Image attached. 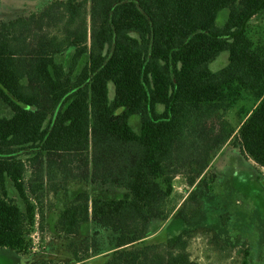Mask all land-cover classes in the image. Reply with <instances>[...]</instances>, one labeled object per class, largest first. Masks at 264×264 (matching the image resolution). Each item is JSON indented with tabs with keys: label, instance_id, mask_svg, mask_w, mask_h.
<instances>
[{
	"label": "trees",
	"instance_id": "16d2710c",
	"mask_svg": "<svg viewBox=\"0 0 264 264\" xmlns=\"http://www.w3.org/2000/svg\"><path fill=\"white\" fill-rule=\"evenodd\" d=\"M91 3L90 29L86 19L76 22L82 5L74 0L0 22V101L12 112L0 118V249L32 250L37 205L29 198L26 161L36 194L45 181H67L73 159L66 158L73 157L93 181L125 193L116 199L79 194L59 217L62 233L75 237L93 220L119 235L104 264H191L183 239L171 248L147 242L144 233L151 220L163 218L175 178L206 184L227 143L238 141L242 154L264 169V37L255 38L249 26L264 0ZM223 11L227 21L220 25ZM63 19L60 41L46 31ZM65 51L68 69L56 61ZM223 53L227 64L213 70ZM216 122L226 127L217 131Z\"/></svg>",
	"mask_w": 264,
	"mask_h": 264
},
{
	"label": "rangeland",
	"instance_id": "374dc122",
	"mask_svg": "<svg viewBox=\"0 0 264 264\" xmlns=\"http://www.w3.org/2000/svg\"><path fill=\"white\" fill-rule=\"evenodd\" d=\"M68 0H0V22L9 24L19 18L28 19L34 14L49 9L55 2ZM81 3L79 24L87 20L91 27V0H74ZM64 13L63 11H61ZM228 13L223 11L218 22L223 25ZM68 18V17H67ZM50 27L46 32L50 37L65 40V24ZM255 38L264 37V11L249 22ZM75 25H73V29ZM19 27L17 30L19 31ZM65 51L56 56V61L67 69L71 56ZM228 54L223 53L211 64L215 71L225 66ZM110 97H114V87L110 84ZM163 111V107L159 108ZM12 115L0 101V118ZM228 122L237 129L238 121L234 113H229ZM131 125L140 132V116L134 115ZM217 131L222 123L216 122ZM225 128L226 126L223 125ZM235 140V138H233ZM227 143L213 160L206 172V184L190 186L184 176L174 180V193L165 200L163 218L150 221L144 237L149 243H161L175 248L183 239L191 256V264H264V169L241 152L238 141ZM69 164L67 181L60 176L53 182L45 181L44 188L36 194L30 191L32 168L26 161L25 182L29 198L37 205V218L30 232L33 242L28 255H19L9 249H0V264H78L79 260H89L85 264H104L107 255L115 248L117 234L100 229L93 220L83 224L75 237L61 232L58 221L65 207H69L79 194H87L92 199H116L125 191L112 184L93 181L90 171L77 158ZM60 163H58V166ZM10 196L22 209L24 205L11 185ZM194 193V200H190ZM183 211L179 214L180 211ZM106 254V255H104Z\"/></svg>",
	"mask_w": 264,
	"mask_h": 264
},
{
	"label": "crops",
	"instance_id": "0c3cea01",
	"mask_svg": "<svg viewBox=\"0 0 264 264\" xmlns=\"http://www.w3.org/2000/svg\"><path fill=\"white\" fill-rule=\"evenodd\" d=\"M113 251H114V249H112L110 252H108L107 255L111 254ZM104 255H106V254H104ZM107 255H106V256H107ZM88 261H89V260H87V261H83V262H80V263H78V264H85V263H87Z\"/></svg>",
	"mask_w": 264,
	"mask_h": 264
}]
</instances>
